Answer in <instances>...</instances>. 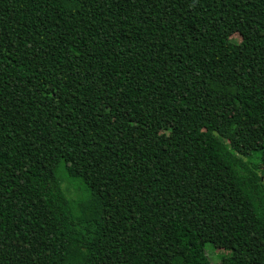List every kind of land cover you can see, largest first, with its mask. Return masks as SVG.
Here are the masks:
<instances>
[{"label":"trees","instance_id":"trees-1","mask_svg":"<svg viewBox=\"0 0 264 264\" xmlns=\"http://www.w3.org/2000/svg\"><path fill=\"white\" fill-rule=\"evenodd\" d=\"M207 245L264 264V0H0V264Z\"/></svg>","mask_w":264,"mask_h":264},{"label":"rangeland","instance_id":"rangeland-1","mask_svg":"<svg viewBox=\"0 0 264 264\" xmlns=\"http://www.w3.org/2000/svg\"><path fill=\"white\" fill-rule=\"evenodd\" d=\"M232 38L236 39L238 42H240L242 40L241 36L238 34L232 36ZM97 101H98L97 95L96 94H90L87 96V98L85 100V104L88 106H92ZM251 152L252 151L250 150L249 153H251ZM244 158L246 161L250 160L249 157L246 158L244 156ZM75 186L76 185L74 183L68 182L67 180L63 181V187L66 189L67 194L70 198H75L79 193ZM206 253H207V256L209 257L212 264H220L222 256H224V254L226 255V252L224 250L215 249L211 245L206 246Z\"/></svg>","mask_w":264,"mask_h":264}]
</instances>
